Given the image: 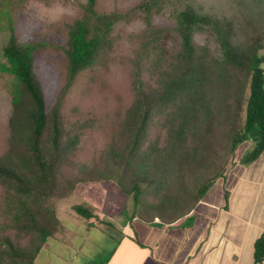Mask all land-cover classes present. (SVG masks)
<instances>
[{"label":"rangeland","instance_id":"374dc122","mask_svg":"<svg viewBox=\"0 0 264 264\" xmlns=\"http://www.w3.org/2000/svg\"><path fill=\"white\" fill-rule=\"evenodd\" d=\"M5 1L0 0L2 4ZM147 1L96 0V11L99 14H117L121 20L114 26L109 37L110 45L101 54L96 66L77 77L61 103L65 131L69 135L79 134L80 142L75 153L58 168L54 195L46 202L33 201L32 210L45 224L50 218L48 210L58 209L59 221L69 214L76 215L72 213L71 206L85 201L92 203L97 210L101 205L111 209L113 205L123 213V218L132 215L133 199L120 192L124 184L120 182V170L112 167L110 148L112 144L117 148L123 146L121 132L126 114L136 99V85L141 82L144 90H156L172 72L177 62L176 56L181 52V38L177 33L180 12L190 6L200 14L233 22L238 42L244 41L243 33L249 23L262 17L264 19V0H161V10L154 9L149 14L140 8ZM86 2L22 0L18 4L14 3L12 12L18 41L41 46L36 55L34 71L43 89L47 112L57 104L66 84L65 50L68 47L69 31L83 17ZM156 30L163 31L164 37L154 39L152 32ZM9 36V31L0 23V65L3 62L1 51ZM193 42L197 55H205L206 63L215 69L222 53L213 32L209 29L198 31ZM260 56L264 57V49ZM10 80L8 75L0 72V157L10 149L12 96L3 86ZM206 96V107L213 115L212 129L204 133L209 122L206 119L208 111L205 109L201 112L200 128L194 129L196 134L188 137L186 148L180 153L178 162H175L176 176L170 181L169 194L179 198V206L178 210L174 209L164 216L168 220L188 211L198 196V190L215 176L227 177V184H230L241 174L254 178L259 174L256 168L252 172L245 171L243 167L246 164L241 161L253 149L252 140L241 143L233 150L232 139L235 133L222 114L218 90L209 86ZM174 109L170 107L155 117L150 127L145 149L151 151L156 148L155 155L160 157L170 152L173 126L169 114ZM199 147L200 151L195 154ZM111 167L114 173L112 178L102 181L101 174ZM152 174L151 169L148 179L152 178ZM137 181L141 182V179ZM139 185L145 192L144 206H157L164 200L165 194L154 192L147 182ZM14 195V192L0 185V238L8 237L20 248H28L32 237L13 227L14 206L19 204ZM104 198L110 201L109 204H105V201V205L102 203ZM255 201L254 194L250 192L248 204L252 205ZM263 203L261 197L255 208L256 218L262 215ZM47 256L50 258H46L43 253L37 264H65V258L57 259L54 251Z\"/></svg>","mask_w":264,"mask_h":264},{"label":"trees","instance_id":"16d2710c","mask_svg":"<svg viewBox=\"0 0 264 264\" xmlns=\"http://www.w3.org/2000/svg\"><path fill=\"white\" fill-rule=\"evenodd\" d=\"M22 0L0 2V23L10 36L1 54L0 72L11 80L3 84L12 96V114L9 120L10 149L0 157V185L15 193L19 203L14 206V228L32 237L28 248H20L8 237L0 238V264H36V259L45 244L60 226L55 209L48 210L50 218L43 223L32 210L33 201H48L55 192L57 171L60 165L73 155L80 142V135L65 131L61 103L73 87L77 77L96 66L99 57L110 45L109 37L114 26L121 20L117 14L101 15L96 11V0H87L84 15L70 28L67 57V80L57 104L47 112L43 89L34 71L36 55L41 46L35 43L22 44L15 34L13 6ZM147 14L161 10V0H148L140 6ZM209 29L216 36L222 58L212 69L205 55L198 56L194 35ZM177 33L181 38V52L167 79L156 90L146 91L139 82L136 99L127 112L123 123L122 148L112 144V167L120 170L122 191L133 199L141 213L161 218L172 210H178L179 198L169 194L170 181L176 176V164L180 153L186 148L189 136L201 124V112L206 107V90H218L222 114L235 133L232 149L252 140L253 149L241 159L246 165L255 162L264 152V19L249 23L244 41L238 42L235 25L200 14L188 6L178 15ZM154 39L164 37V32H152ZM170 107L173 126L171 148L166 156H157L156 148L145 149L151 124L155 117ZM208 111L204 133L212 129L213 115ZM178 124L176 125V122ZM206 135V134H204ZM200 151L196 149L195 154ZM204 162H201V164ZM160 165V167H159ZM101 174L102 181L112 178L111 169ZM153 170L152 178L148 173ZM176 169V170H174ZM151 173V172H150ZM141 179L140 181H137ZM219 177H214L198 190L201 198ZM148 183L156 193L163 192L164 200L157 206H144L139 183ZM86 183V182H84ZM195 200V201H196ZM13 204V203H12ZM74 213L81 219L92 220L97 216L85 205H73ZM255 259L264 260V237L256 243Z\"/></svg>","mask_w":264,"mask_h":264},{"label":"crops","instance_id":"0c3cea01","mask_svg":"<svg viewBox=\"0 0 264 264\" xmlns=\"http://www.w3.org/2000/svg\"><path fill=\"white\" fill-rule=\"evenodd\" d=\"M243 168L251 172L256 168L259 174L256 178L241 174L230 184L227 177H219L188 211L171 220L138 213L133 201L132 215L125 218L113 205L97 210L85 201L82 204L91 207L97 218L70 214L60 218L36 264L43 253L50 258L47 255L53 251L57 259L65 258V264L81 260V264H258L255 249L264 237V209L256 218L255 208L261 197L264 200V152ZM250 192L256 198L252 205ZM107 200L102 203L109 204Z\"/></svg>","mask_w":264,"mask_h":264}]
</instances>
